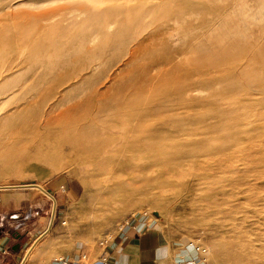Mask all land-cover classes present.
Instances as JSON below:
<instances>
[{"label": "bare ground", "instance_id": "obj_1", "mask_svg": "<svg viewBox=\"0 0 264 264\" xmlns=\"http://www.w3.org/2000/svg\"><path fill=\"white\" fill-rule=\"evenodd\" d=\"M65 1L67 5L56 11L17 13L7 10L9 4L5 8L8 12H0L1 17L10 18L14 24L16 20L31 22L30 25L50 20L67 22L63 27H55L54 22L55 26L50 27L38 24L31 36H23V32L31 30L22 27L23 35L19 33L22 38L17 42L23 47L11 49L13 63H8V67L5 38H0V87L21 83L19 92L12 90L13 86L3 92L5 102L22 95V107H17L20 114L25 113L23 109L46 103L38 126L54 139V145L51 142L49 146L70 156L85 173L84 181L92 187L89 208L100 211L101 217L115 214L129 201L153 197L160 203L170 186L180 188L181 176L194 174L195 184L184 183L180 191L194 192L198 206L220 209L214 214L222 221L224 230L220 235L236 241L233 249L219 254L223 263L264 264V95L254 96L264 93V85L255 84L260 79L258 73L255 77L249 75L251 59L248 66L234 67L231 74H222L217 67L225 59L229 62V48L244 50L246 54L254 49L255 55H264V43L248 48V42L236 36L238 39L231 38L232 41L224 38L240 31L236 24L239 0ZM256 4L262 6L264 0H256ZM249 15L245 11V16ZM169 21L174 25H169ZM220 22L222 28L217 25ZM137 30L147 35L134 38ZM212 30L218 34L213 43L190 57L193 63L202 65L208 61L214 65L200 68L199 75L188 71L180 57L188 52L192 55L195 45L209 38ZM126 45L127 57L113 61L115 66L102 85L87 92L86 86L93 83L102 57ZM55 65L60 71L52 73ZM31 66H35L34 76L19 82L18 73ZM243 84L252 96L244 100L224 96L229 89H239ZM204 88L206 96H192ZM155 94L174 95L177 108L153 117L144 110L132 111L139 107L140 97ZM61 106L66 108L61 110ZM12 114L6 111L1 118L8 121ZM216 118L223 120L215 122ZM162 139H170L172 145L159 148L157 143ZM190 168H195V172ZM215 171L226 178L231 189L222 184L211 197H201L205 189H201L202 181L210 180ZM28 186L52 197L40 184ZM156 191H162V197L156 196ZM53 208L54 219L56 207ZM38 240L27 250L21 264L30 259Z\"/></svg>", "mask_w": 264, "mask_h": 264}, {"label": "rangeland", "instance_id": "obj_2", "mask_svg": "<svg viewBox=\"0 0 264 264\" xmlns=\"http://www.w3.org/2000/svg\"><path fill=\"white\" fill-rule=\"evenodd\" d=\"M34 1L37 3H34ZM34 1L0 0V12H8L5 8L9 4L11 7L7 10L17 13L24 11L50 12L54 10L56 11L62 6L67 5L65 0ZM104 1L122 3L125 0ZM141 1L145 2V0ZM154 1L155 0H146V2ZM254 1L239 0L240 12L238 16L241 19L238 17V22H236V24L239 26L240 31L238 34L231 33L230 35H225V39L229 41H232L231 38H239L242 41L245 40L244 43L248 42V48L264 43V5L259 6L256 4V0ZM253 3H255V5ZM254 9L257 10L255 11ZM245 11L250 13V15L245 16ZM78 20H82V17ZM147 20H149V18ZM53 22L54 21L51 20L43 23L32 22L31 25L29 24L31 22H24L26 23L25 25L23 22H18L16 20L15 23L19 24L15 26L16 24H14L13 20L1 17L0 15V38H5V46L7 48H3L6 49L5 52L9 56H7L8 62L6 63V66L8 67V63L10 64V62H12L10 60L12 55L9 53L11 49L16 46V49L21 50V47H23L18 43L23 34V36H27L29 33V36H31L35 33H33V31L36 30V26L38 24L50 27L53 26L54 23L56 25L58 21ZM27 23L29 25H27ZM168 24L174 25L173 21H169ZM58 25L63 27V25H67V22L57 23V26L55 27H58ZM152 25H154V22ZM217 25L220 27L224 26L221 22ZM15 27L17 28L15 29ZM22 27H25V30L27 29V31H31L26 32L23 30L25 33L23 32L22 34V30H20ZM251 27L254 28L251 29ZM257 31L262 32V35H260ZM133 33V36L135 35L134 38L139 39L147 35V32L142 33L141 30H137V32L134 31ZM211 33L212 35L209 37L210 39L205 37L200 43L195 45L197 49L194 50L192 55L188 52L189 54L187 53L180 57L184 67H186L188 71H194L199 75L201 70L200 68H211V64L213 63L207 64L208 61H204L201 63L202 65H199L200 63H193L192 58L190 57H194L196 54L203 52L210 43H213L212 39L214 40L217 38L216 36H218V34H216L217 30H212ZM251 33L253 34L252 36ZM16 38L19 39L16 40ZM133 40H131V42ZM126 46L121 49H117L114 51L115 53L113 52L108 56L106 55L102 57L103 59L105 58L104 60L98 57L99 60L102 59V64L96 68L95 78L91 81L93 83L89 85L85 84L87 85V92L96 90L102 85L103 81L106 80V74L115 66L113 65V61L127 57L125 55L128 53L129 45ZM252 50L254 49H251V51L246 54V51L244 50L241 51L229 48L231 56L227 57L229 62L225 59L226 62H222V64H219L217 67L220 68L222 74H231L236 70L234 67L239 69L240 67L248 66L249 64L247 63L250 61L249 59H251V61H253L249 67V72L251 73H249V75L251 77H255L258 73L257 77L260 79L258 81L256 80L255 84L260 83L264 85V55L262 57L261 55H255ZM235 54H237V57L234 56ZM43 57L45 59L52 58ZM234 57L237 59L236 62H234ZM40 58H42V56ZM186 65H190L192 68H188L189 66ZM54 68L56 69L55 71L53 70L52 73L60 71L57 65H55ZM213 68L215 69L216 67L213 66ZM250 69L253 70V72H251ZM34 72L35 66H31L28 69L23 68V70L18 73L20 76L18 81L20 82L21 79L34 76L36 73ZM13 84L14 83L10 82L0 87V185L8 186L6 188H0V225L2 235L5 232L9 233L10 243H16L24 246H22V260H20L18 264L22 263L27 250L38 239L37 248L33 251L34 253H32L30 259L24 264H49L57 257L69 256L76 251H88L90 253H94L97 250V247H99L98 243L101 240L113 235L124 223L129 222L132 218L140 215L153 217L170 237L186 242L192 241L200 245L201 248L204 249L206 257L211 264H226L223 263L219 254L225 250L233 249L236 246V241H230L220 235L224 230L221 225L222 221L220 220L219 215H214L215 211L220 209L217 207L205 209L201 205L198 206L194 198V192L192 194L191 192H188V189L180 191L184 183L188 182L189 184H195L197 177L194 174L188 173L181 176L179 178L181 180V189L179 187H175L174 185L170 186L164 198L159 199L160 203H156L153 197L135 202L129 201L125 208H121L115 212V214L108 215L105 218L101 217L100 211L89 208L92 187H89V185L84 181L85 173L78 168L77 162H75L70 156H64L58 153L57 150L54 151V149L49 146L54 139L49 137L38 126L40 119L43 118L42 113L46 103L43 102L37 104L29 108V110L23 109L25 113L20 114L17 107H22L21 105L24 102V99L20 98L22 95L14 96L10 101L5 102L6 98L3 94V92L7 91L13 86ZM20 84L17 83V85L13 86L11 89L16 91L18 90L17 92H19ZM218 85L219 84L215 86ZM234 89H229V92H226V94L228 93L229 95L224 94V96H231L232 99L237 98L238 100H244L248 96H252L246 93L245 84H243L241 88L239 87V89ZM196 93H193L192 96L203 97L206 96L207 91L204 88L200 89ZM261 94L264 95V93H255L254 96L259 97ZM171 96L172 95L170 94H155L154 97H158L159 99H154V97L146 98V96H142L140 97L141 100L138 99V101H140L139 107H136V109H133L132 111L134 113L139 112V110V113H141V110L147 111L146 113L149 117H153L155 114L158 115V113L163 114L165 111L177 108V105L174 104L175 101L172 100L174 95L172 97ZM163 98L165 99L163 100ZM155 102L159 103L154 104ZM159 107L164 108H161L163 109L161 111ZM60 108L63 110L66 106H61ZM6 111L13 114L8 121L4 122L1 117ZM222 120L223 119L221 118H216L215 122H221ZM163 145H172L170 143V139H162L157 143V146H160L159 148ZM47 148L49 150H47ZM141 155L145 157V152L141 153ZM53 160L57 162L54 163ZM153 168L156 169L157 167ZM190 170L193 172L195 168H190ZM225 171L227 170L225 169ZM29 184H40L52 195V197L44 194L36 187L28 186ZM222 184L225 188H228L227 190L231 189L223 175H218L216 171L213 172L210 180L206 179L202 181L201 189L204 187L205 189L201 191V197H211L216 192H219L218 186ZM161 193L162 191H156L155 195L162 197ZM98 199H100V197H98ZM53 207H56L54 219ZM203 218L206 219L203 221Z\"/></svg>", "mask_w": 264, "mask_h": 264}, {"label": "crops", "instance_id": "obj_3", "mask_svg": "<svg viewBox=\"0 0 264 264\" xmlns=\"http://www.w3.org/2000/svg\"><path fill=\"white\" fill-rule=\"evenodd\" d=\"M22 246L10 243L9 233L2 235L0 225V264H18L22 260ZM107 251L111 264H211L200 245L170 237L153 217L146 215L124 223L112 235ZM99 252L97 247L94 253ZM79 253L69 257L78 258Z\"/></svg>", "mask_w": 264, "mask_h": 264}, {"label": "built area", "instance_id": "obj_4", "mask_svg": "<svg viewBox=\"0 0 264 264\" xmlns=\"http://www.w3.org/2000/svg\"><path fill=\"white\" fill-rule=\"evenodd\" d=\"M111 238H112V235L101 240L98 243L100 252L97 254L90 253L88 251H81L78 255V258H72L69 256H61V257L55 258L54 261L56 262V264H111V258L107 251L108 243ZM53 262L49 264H54Z\"/></svg>", "mask_w": 264, "mask_h": 264}]
</instances>
